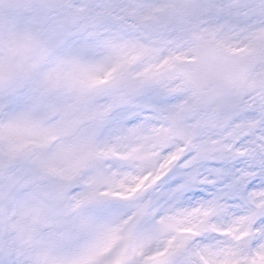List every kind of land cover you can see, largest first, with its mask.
Here are the masks:
<instances>
[{
	"label": "snow or ice",
	"instance_id": "obj_1",
	"mask_svg": "<svg viewBox=\"0 0 264 264\" xmlns=\"http://www.w3.org/2000/svg\"><path fill=\"white\" fill-rule=\"evenodd\" d=\"M0 264H264V0H0Z\"/></svg>",
	"mask_w": 264,
	"mask_h": 264
}]
</instances>
